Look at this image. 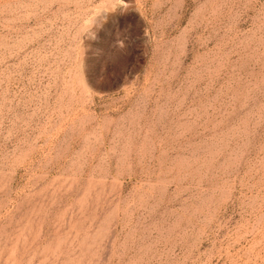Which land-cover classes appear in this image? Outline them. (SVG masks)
<instances>
[{"label": "rangeland", "instance_id": "obj_1", "mask_svg": "<svg viewBox=\"0 0 264 264\" xmlns=\"http://www.w3.org/2000/svg\"><path fill=\"white\" fill-rule=\"evenodd\" d=\"M0 264H264V0H0Z\"/></svg>", "mask_w": 264, "mask_h": 264}]
</instances>
